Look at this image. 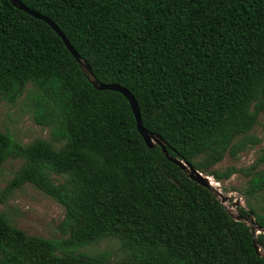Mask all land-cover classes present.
Masks as SVG:
<instances>
[{
    "label": "trees",
    "instance_id": "trees-1",
    "mask_svg": "<svg viewBox=\"0 0 264 264\" xmlns=\"http://www.w3.org/2000/svg\"><path fill=\"white\" fill-rule=\"evenodd\" d=\"M20 1L60 28L95 79L131 92L170 155L217 182L243 174L249 209L237 213L264 229L253 202L264 197V150L247 168L215 169L261 143L264 0ZM27 91L53 141L0 130V175L8 159L22 162L0 205L32 184L65 209L62 237L29 235L0 208V264H264L250 226L146 145L129 101L98 90L45 21L0 0V102ZM106 240L119 259L83 251Z\"/></svg>",
    "mask_w": 264,
    "mask_h": 264
},
{
    "label": "rangeland",
    "instance_id": "rangeland-1",
    "mask_svg": "<svg viewBox=\"0 0 264 264\" xmlns=\"http://www.w3.org/2000/svg\"><path fill=\"white\" fill-rule=\"evenodd\" d=\"M34 109L29 91L16 103L11 104L6 101L0 102V130L10 132L18 141L29 144L36 139L42 138L53 141L51 128L44 127L35 122L33 118ZM264 116L259 117V124L252 133L261 139V143L248 148L239 155L237 160L227 155L223 161L215 166L217 170H225L229 167L247 168L261 156L264 150ZM56 147L60 143L53 142ZM21 160L8 159L2 168L0 175V193L5 188L9 180L21 166ZM206 175V174H205ZM213 186L216 192L223 196H230L229 202L225 206L233 215H238L236 207L232 204L239 200L243 207L248 208L246 196L243 194L247 186V178L241 173H235L230 179L217 182L213 177ZM258 211L264 210V197L259 196L254 201ZM11 221L29 235H36L45 238H61L59 226L65 217V209L53 198L38 190L32 184H26L21 189L16 190L6 203L0 205ZM110 250L113 252L114 260L121 257L117 240H106L93 246L83 249L91 253Z\"/></svg>",
    "mask_w": 264,
    "mask_h": 264
},
{
    "label": "water",
    "instance_id": "water-1",
    "mask_svg": "<svg viewBox=\"0 0 264 264\" xmlns=\"http://www.w3.org/2000/svg\"><path fill=\"white\" fill-rule=\"evenodd\" d=\"M12 4L18 8L19 10H22L29 15L45 21L48 25H50L56 33L62 38L64 41L66 47L70 51V53L74 56V58L77 60L78 64L80 65L82 71L84 74L87 76V78L90 80V82L98 89V90H111V91H116L121 93L130 103L131 108L133 110V113L136 118V123H137V129L142 135L146 145L154 149L156 147H160L162 150V153L165 155V157L170 161L173 162L174 164L178 165L181 167V169L192 179L193 181L201 184L202 186L208 188L211 190L213 193H215L221 202L225 205L226 202H229L231 197L230 196H223L222 194L216 192V188H214L213 183L211 181V177L208 175H205L204 173L200 172L192 163L186 161L185 159L180 158V156H172L170 155L168 149H167V142L159 135L154 134L152 132H149L146 128H144L142 124V119H141V113L140 109L138 106V103L135 99V97L131 94L129 90L124 88L121 85L118 84H103L100 83L95 77L93 76V72L91 67L87 64V62L78 54V52L74 49V47L71 45L69 40L66 38V36L63 34V32L60 30V28L52 22L48 17L45 15L40 14L39 12L29 8L26 6L24 3H22L20 0H10ZM234 207L242 206L241 202L239 200L233 202L232 204ZM230 212V211H229ZM231 215L237 220V221H244L247 223L250 228L251 232L254 236L253 242H254V247L257 250L259 254H264V246H260L258 244L257 240V235L259 233L264 232V229L260 226L257 225L255 216L252 212L248 214L247 217H242L241 215Z\"/></svg>",
    "mask_w": 264,
    "mask_h": 264
},
{
    "label": "bare ground",
    "instance_id": "bare-ground-1",
    "mask_svg": "<svg viewBox=\"0 0 264 264\" xmlns=\"http://www.w3.org/2000/svg\"><path fill=\"white\" fill-rule=\"evenodd\" d=\"M212 183H213V180L211 179Z\"/></svg>",
    "mask_w": 264,
    "mask_h": 264
}]
</instances>
